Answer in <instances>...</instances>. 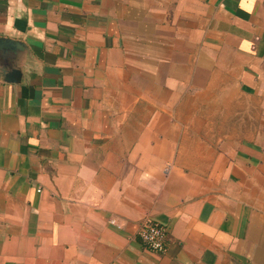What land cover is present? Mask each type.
<instances>
[{
	"label": "crops",
	"instance_id": "obj_1",
	"mask_svg": "<svg viewBox=\"0 0 264 264\" xmlns=\"http://www.w3.org/2000/svg\"><path fill=\"white\" fill-rule=\"evenodd\" d=\"M0 264H264V0H0Z\"/></svg>",
	"mask_w": 264,
	"mask_h": 264
},
{
	"label": "built area",
	"instance_id": "obj_2",
	"mask_svg": "<svg viewBox=\"0 0 264 264\" xmlns=\"http://www.w3.org/2000/svg\"><path fill=\"white\" fill-rule=\"evenodd\" d=\"M139 238L147 249L164 253L168 244V229L159 222L147 219L139 229Z\"/></svg>",
	"mask_w": 264,
	"mask_h": 264
},
{
	"label": "water",
	"instance_id": "obj_3",
	"mask_svg": "<svg viewBox=\"0 0 264 264\" xmlns=\"http://www.w3.org/2000/svg\"><path fill=\"white\" fill-rule=\"evenodd\" d=\"M7 42H9V43H11V44L13 43V42H11V41H7Z\"/></svg>",
	"mask_w": 264,
	"mask_h": 264
}]
</instances>
